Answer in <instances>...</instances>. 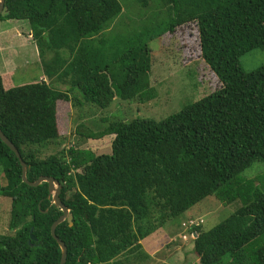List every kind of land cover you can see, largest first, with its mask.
I'll list each match as a JSON object with an SVG mask.
<instances>
[{"label": "trees", "instance_id": "obj_1", "mask_svg": "<svg viewBox=\"0 0 264 264\" xmlns=\"http://www.w3.org/2000/svg\"><path fill=\"white\" fill-rule=\"evenodd\" d=\"M123 1L4 0L0 13L1 21L28 22L46 79L40 74L6 87L0 75V129L26 163L29 181L52 176L62 185L60 199L72 214L71 224L55 228L67 247L64 264L147 259L140 241L206 197L239 205L206 231L203 222L191 228L197 264H264V173L240 176L264 163V64L251 71L239 65L240 56L264 45V0H151L164 16L155 13L142 26L120 24L127 17ZM149 1L137 0L143 7ZM190 22L218 88L161 120L119 118L98 131L77 126L80 137H110L108 153L72 146L67 156L64 150L40 156L60 137L57 102L70 101L68 92L82 95L76 104L101 109L118 99H154L149 62L137 53ZM55 81L68 87L55 88ZM0 174L14 230L0 233V264H59L50 226L62 212L45 181H22L20 162L1 138ZM30 228L36 240L29 241Z\"/></svg>", "mask_w": 264, "mask_h": 264}, {"label": "rangeland", "instance_id": "obj_2", "mask_svg": "<svg viewBox=\"0 0 264 264\" xmlns=\"http://www.w3.org/2000/svg\"><path fill=\"white\" fill-rule=\"evenodd\" d=\"M123 2L125 3L122 4V12L127 17L125 19V16H123L124 22L120 23L122 26L128 24L142 26L141 24L148 21V18L153 17L155 13L158 17L164 16L162 9L151 0L147 7L140 6L137 0H124ZM137 11H140V14H137ZM2 13L4 12L2 11ZM138 15H142L139 22L136 21ZM26 23L28 22L0 20V40L3 43L6 38L7 41V44H0V52L2 55H6L5 58L8 59L10 64L11 62L16 64L15 68L8 67L6 63L8 61L0 58V75L5 78L6 87L15 85L12 82L16 84L26 83L29 79L42 73L38 66L40 65L39 53L33 40L29 37V28ZM11 38L18 39L13 46L8 44ZM103 40L107 45L110 44L109 39L105 38ZM137 55L141 60L147 59L149 62V80L150 86L155 92L154 99L144 104L140 103L137 98L130 101L118 99L112 101L107 108L101 109L90 104H76L77 99L82 100V95L77 91L68 92L70 101L67 102L61 99L57 102V104H60L58 111L60 137L52 144L42 148L41 157L55 155L61 150H64L66 155L67 149L72 146L88 148L95 154L108 153L111 142L110 137L98 140L86 139L77 134V126L80 124L84 126L80 130L90 128L93 131H98L105 127L108 122L119 118L142 117L161 120L192 102L199 93H209V91L220 86L216 76L200 57L198 30L192 22L178 26L173 32L161 34L148 41L146 52L140 51ZM262 64H264V45L246 52L239 58V65L244 71L254 70ZM6 74L8 78L5 77ZM52 85L62 91H65L68 87L66 86L68 84L56 81ZM66 108H70V113H65ZM103 118L108 120L103 122ZM259 173H264V163L256 162L246 168L240 176L241 178H253ZM1 175L0 180L2 179ZM262 178L264 180V177ZM256 183L258 184L259 181H256ZM237 205H239L238 201L224 205L214 197L204 198L176 219L171 220L165 227L156 230L154 232L156 233L155 238L145 241L147 248L154 244L151 252L159 249L157 253H152L149 258L142 261L135 260V257L130 255V261L125 262V264H197V257L190 249L192 241L188 219L202 220L201 230L206 231L228 216V213L234 211ZM9 206L10 199L5 200L0 197L1 234L14 233V230L8 227ZM183 235L186 236V241L183 239ZM156 242L160 244L157 247H155ZM141 246L143 247L142 243ZM175 251H181V259H178ZM146 252L148 251L146 250Z\"/></svg>", "mask_w": 264, "mask_h": 264}, {"label": "water", "instance_id": "obj_3", "mask_svg": "<svg viewBox=\"0 0 264 264\" xmlns=\"http://www.w3.org/2000/svg\"><path fill=\"white\" fill-rule=\"evenodd\" d=\"M3 9H4V0H0V13L3 11ZM0 138L14 152L15 156L18 158L20 165H21V179L24 183L30 186H37L41 182L45 181L48 184V193L52 199V203L56 205L62 212L61 215L56 220H54L53 223L51 224L50 233L52 237L56 240V242L58 243L61 249V257H60L59 264H64L66 260V255H67V247L64 244V242L61 241L56 236L55 228L63 220H67L69 224H71L72 214L70 213L69 209L60 199L59 194H60V189L62 187L60 182L52 176H40L35 181H29L26 178V169H27L26 163L22 160L20 153L18 149L16 148V146L4 135L1 129H0ZM31 240H36V237L32 234V228H30L29 230V241Z\"/></svg>", "mask_w": 264, "mask_h": 264}, {"label": "crops", "instance_id": "obj_4", "mask_svg": "<svg viewBox=\"0 0 264 264\" xmlns=\"http://www.w3.org/2000/svg\"><path fill=\"white\" fill-rule=\"evenodd\" d=\"M1 36V35H0ZM11 40L12 41H10V42H8V44H10V45H12V43L14 44V43H16L17 41H18V39H13V38H11ZM1 42V41H0ZM0 44H7V41H6V39H4V42L2 43H0ZM11 66H12V68H15L16 67V64L15 63H13V62H11ZM8 72H10V70H8ZM35 77H37V75L35 76ZM35 77H33V78H35ZM32 78V79H33ZM38 78H41V79H44L45 78V76H42V74H41V76L40 77H38ZM156 233H154V234H152V235H150L149 237H147V238H145V239H142L141 241H140V243H142V245H143V249H144V251L146 252V250L148 251V252H146V254H148V256H150V255H152V253H157V251L159 250H153L152 252H151V250L154 248V244L150 247V248H147V246H145V241L146 240H150V239H152V238H155L156 236ZM143 241H144V243H143ZM154 241V240H153ZM160 244H159V242H156V245H155V247H157V246H159ZM176 252V251H175ZM177 254V253H176ZM164 264V263H163Z\"/></svg>", "mask_w": 264, "mask_h": 264}, {"label": "built area", "instance_id": "obj_5", "mask_svg": "<svg viewBox=\"0 0 264 264\" xmlns=\"http://www.w3.org/2000/svg\"><path fill=\"white\" fill-rule=\"evenodd\" d=\"M188 220H189L188 221L189 228H192V227H194V226H196L202 222V220H199V219H188ZM182 237L184 240L186 239L185 235H183Z\"/></svg>", "mask_w": 264, "mask_h": 264}, {"label": "clouds", "instance_id": "obj_6", "mask_svg": "<svg viewBox=\"0 0 264 264\" xmlns=\"http://www.w3.org/2000/svg\"><path fill=\"white\" fill-rule=\"evenodd\" d=\"M2 13V12H1ZM6 39V38H5ZM1 41V40H0ZM10 41H12V40H10ZM9 41V42H10ZM15 44V43H14ZM13 43H12V46L14 45ZM17 47V46H16ZM0 51H1V49H0ZM0 56H2V58H1V60H4V61H8V59L7 58H5L6 57V55H2L1 54V52H0ZM7 64H8V67L9 66H11V64H10V62L8 61V62H6ZM41 65V64H40ZM39 66V65H38ZM8 69V68H7ZM43 80H46L45 78L43 79ZM61 184V183H60ZM62 186V185H61ZM62 201V200H61ZM51 202H52V199H51ZM63 202V201H62ZM200 218V217H199ZM192 219H195V218H192ZM191 229V228H190ZM186 241V240H185Z\"/></svg>", "mask_w": 264, "mask_h": 264}]
</instances>
